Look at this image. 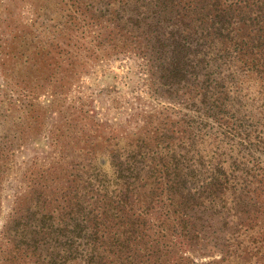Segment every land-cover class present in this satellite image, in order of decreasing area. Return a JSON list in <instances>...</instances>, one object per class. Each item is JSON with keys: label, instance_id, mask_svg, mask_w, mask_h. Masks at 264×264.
<instances>
[{"label": "trees", "instance_id": "obj_1", "mask_svg": "<svg viewBox=\"0 0 264 264\" xmlns=\"http://www.w3.org/2000/svg\"><path fill=\"white\" fill-rule=\"evenodd\" d=\"M83 6V34L98 31L83 58L151 48L153 85L173 103L130 133L83 130L72 183L59 203L46 183L18 203L0 231V264H247L262 248L263 257L264 0ZM79 14L61 15V30ZM42 29L44 62L55 27ZM44 64L41 74L53 71Z\"/></svg>", "mask_w": 264, "mask_h": 264}, {"label": "rangeland", "instance_id": "obj_2", "mask_svg": "<svg viewBox=\"0 0 264 264\" xmlns=\"http://www.w3.org/2000/svg\"><path fill=\"white\" fill-rule=\"evenodd\" d=\"M83 7V0H0V231L37 185L48 184L46 192L53 190L59 203L58 189L72 183L75 165L83 162V130L130 133L146 114L173 103L153 85L151 48L113 47L107 57L94 52L83 58L86 49H97L92 41L98 33L83 34ZM68 9L80 12L71 31L61 30ZM48 23L55 30L44 64L34 39ZM39 62L53 71L41 74ZM261 212L256 229L264 243V206ZM262 254L263 248L252 259L248 253L247 264H264Z\"/></svg>", "mask_w": 264, "mask_h": 264}]
</instances>
